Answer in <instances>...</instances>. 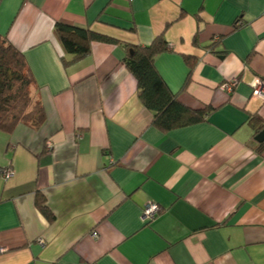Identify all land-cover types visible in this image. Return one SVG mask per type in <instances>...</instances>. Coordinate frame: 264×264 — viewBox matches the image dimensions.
<instances>
[{"label":"crops","instance_id":"1","mask_svg":"<svg viewBox=\"0 0 264 264\" xmlns=\"http://www.w3.org/2000/svg\"><path fill=\"white\" fill-rule=\"evenodd\" d=\"M57 22L116 42L65 65ZM0 35L25 55L46 111L37 130H0V264H264V0H0ZM161 37L167 86L213 108L170 131L125 64Z\"/></svg>","mask_w":264,"mask_h":264},{"label":"trees","instance_id":"2","mask_svg":"<svg viewBox=\"0 0 264 264\" xmlns=\"http://www.w3.org/2000/svg\"><path fill=\"white\" fill-rule=\"evenodd\" d=\"M239 23L235 24V28L240 27ZM55 35L66 53L63 56L65 65L89 56L93 41L116 42L113 38L89 28L64 22L56 23ZM166 48L167 42L162 37L147 47H134L125 59V64L137 78L141 101L153 112V125L163 131H170L205 120L213 108L188 107L167 86L155 67L156 56ZM36 89L37 83L25 55L5 36L0 35L1 131L11 134L20 124L37 130L45 123L46 111ZM36 205L47 219H54L44 194L37 193Z\"/></svg>","mask_w":264,"mask_h":264},{"label":"built area","instance_id":"3","mask_svg":"<svg viewBox=\"0 0 264 264\" xmlns=\"http://www.w3.org/2000/svg\"><path fill=\"white\" fill-rule=\"evenodd\" d=\"M237 84V79L231 80L228 83H225L222 85L223 88H225L227 91L231 92L233 90V87ZM255 95L261 96L264 98V80H258L257 85L255 86V90H254ZM51 148H53L52 144L49 143V150H51ZM1 173L3 174V176L5 178H10L11 176L14 175V171L11 168H6L3 169L1 171ZM159 211V206L157 204H150L146 209H145V220L146 221H153L156 219L157 213ZM93 235L95 237L98 236V232L94 231ZM5 247L0 246V252L5 251Z\"/></svg>","mask_w":264,"mask_h":264},{"label":"water","instance_id":"4","mask_svg":"<svg viewBox=\"0 0 264 264\" xmlns=\"http://www.w3.org/2000/svg\"><path fill=\"white\" fill-rule=\"evenodd\" d=\"M259 142L264 141V130L256 138Z\"/></svg>","mask_w":264,"mask_h":264},{"label":"rangeland","instance_id":"5","mask_svg":"<svg viewBox=\"0 0 264 264\" xmlns=\"http://www.w3.org/2000/svg\"><path fill=\"white\" fill-rule=\"evenodd\" d=\"M47 148H48V150H49V144L47 145ZM51 150H52V148H51ZM94 236V235H93Z\"/></svg>","mask_w":264,"mask_h":264}]
</instances>
